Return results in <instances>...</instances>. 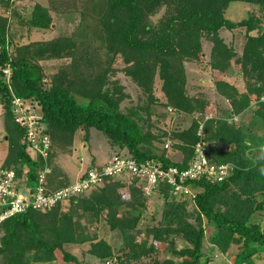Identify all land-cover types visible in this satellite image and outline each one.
Returning a JSON list of instances; mask_svg holds the SVG:
<instances>
[{
  "label": "trees",
  "instance_id": "obj_1",
  "mask_svg": "<svg viewBox=\"0 0 264 264\" xmlns=\"http://www.w3.org/2000/svg\"><path fill=\"white\" fill-rule=\"evenodd\" d=\"M78 1L85 4L82 9L66 10L79 14L78 24L68 35L19 44L9 32L11 19L43 30L50 27L51 10L35 3L30 13L22 10V15L13 0H0L7 14L0 13V107L8 141L0 166L13 168L19 179L25 176L17 185L36 186L44 169L46 191L72 183L64 179L56 184L61 176H54L50 159L54 148L71 145L80 128L86 134L90 129L99 131L113 153L138 162L155 160L165 169H184L201 143L208 164L228 163L231 169L222 180H210L204 174L185 179L182 185L190 192L181 196L173 194L174 186L165 180H159L153 193L146 195L137 179L105 176L100 184L71 195L66 210H61L62 201L5 219L0 224V264H79L65 245L85 242H89L91 256L100 261L114 258L116 264H138L152 253L150 264H209L206 250L212 248L225 254L229 264H256L254 256L264 253V229L253 217L264 210V175L258 171L264 161L255 162L253 151L264 144V0ZM58 2L62 1L53 3L55 11ZM231 2L247 3L252 9L246 18L233 21L225 14ZM240 27L244 41L238 54L221 32ZM204 40L210 42L207 71L217 104L227 102L224 108L216 105L213 115L207 113L208 99L190 95L187 89L185 63L203 61ZM118 55L125 64L123 74L147 95L145 105L121 107L128 94L117 81H110ZM67 58L69 64L56 73H47L40 63ZM232 76L243 80V89L225 79ZM157 78L165 97L162 107L192 118L171 134L153 130L151 105L156 97L152 92ZM15 97L37 109L40 132L50 140L47 156L32 155L26 126L15 121ZM236 116L238 121H234ZM166 139L178 150L179 160H172L162 147ZM245 153H251V158ZM109 159L99 162L95 157L86 170L101 169ZM85 171L79 177L86 176ZM119 188L129 196L127 202ZM156 195L163 200L161 217L145 228L147 238L139 241V217L131 211L145 208L146 200ZM119 207H125L122 215ZM85 216L104 220L110 230L120 232L122 245L116 250L123 260L114 257L113 245L98 239L95 232H86L81 222ZM207 228H211L208 235ZM178 240L185 245L177 247ZM232 245L237 251L229 253ZM168 249L172 257L166 254Z\"/></svg>",
  "mask_w": 264,
  "mask_h": 264
},
{
  "label": "rangeland",
  "instance_id": "obj_2",
  "mask_svg": "<svg viewBox=\"0 0 264 264\" xmlns=\"http://www.w3.org/2000/svg\"><path fill=\"white\" fill-rule=\"evenodd\" d=\"M15 7L18 8V12L23 15L22 10L25 13H30L32 6L35 3L42 4L44 6H48L51 10L52 15V22L50 27L47 29H36L31 28L29 29L27 25H23L20 22L14 20L15 18L11 19L9 32L13 34L14 39H16V43L27 44L33 41H42L54 38L59 35H68L73 28L79 22V14L77 12L69 13L67 8L74 7L77 10L82 9L83 5H85L82 1L76 0H61L56 4V8L58 10H53V3L58 0H13ZM63 4V6L61 5ZM252 7L247 3L241 2H231L226 10V16L233 20L237 21L243 18H246L248 13L251 11ZM66 11V12H64ZM162 10L159 13L154 15V19H157L161 14ZM64 12V13H63ZM0 13H5L4 7L0 4ZM18 14V13H17ZM16 15V14H15ZM25 15V14H24ZM17 16V15H16ZM244 28L240 27L238 29H234L232 31L224 30L221 32V36L225 39V42L230 45H234L237 49L236 53H240L242 50V45L244 41ZM209 46L210 42L204 40V47H205V55L202 62H187L185 63L186 74H187V89L190 95H199L202 94L204 97L208 99L211 103L209 107V111H207L208 115H213L216 113V105H220L221 108L227 107V102L218 103L217 104V94L213 91L212 80L210 74L208 73V65L207 62L209 61ZM104 58V55H100ZM106 58V57H105ZM70 62V58L67 59H54L48 61H41L40 63L45 66L47 73H56L59 68L63 65H68ZM125 66L122 58L118 55L113 63L112 69L113 73L110 75V81H117L119 85L123 87V91L128 94L121 102V107L125 108L129 105H145L146 101H148L147 95L142 92L134 82L131 81L129 77L123 74L121 68ZM238 66L235 65L234 68ZM209 75V77H207ZM228 81L231 83H235L239 89H243V80L240 78H236L234 76L226 77ZM161 81L157 78L155 79V85L153 89V95L156 97L155 101L151 105L152 111V119L155 123L154 131L160 129L167 131L169 134L173 133L176 130L181 129L183 125H187L191 121V116L186 114H175L169 108L162 107V104L165 102V97L160 89ZM215 105H214V104ZM219 110V109H218ZM217 110V112H218ZM38 113L37 109L35 110ZM222 112H225L223 109ZM0 107V165L4 161V158L7 155L8 149V141L7 135L4 129V122L3 116ZM251 116V115H250ZM246 116L245 119H247ZM234 121H238V116L234 118ZM89 134H86V130L84 128L78 129L74 135L73 140L70 146L67 148H59L56 147L52 151L51 156V167L54 168V176L59 175L58 181L56 184L63 183V182H75L79 175L86 170V167L90 166L94 158H99V162L101 160H105L110 158L114 153L110 148V145L107 143L106 138L97 130L90 129ZM168 144L165 147V144ZM166 149L167 155L174 161L179 160L180 155L178 150H175L170 145V140L166 139L162 145ZM264 147V144L262 145ZM33 155V154H32ZM2 167V166H0ZM49 170V169H48ZM61 173V174H60ZM63 175V176H62ZM64 179H66L64 181ZM119 192L122 194V199L124 201L129 200V196H127L124 189L122 190L119 188ZM177 200L180 197L177 196ZM163 206V200L159 196H154L149 200H146V207L145 208H136L135 210L131 211V215H138V226L137 228L140 229V233L136 235V239L139 241H144L147 238V235L144 233L146 227H150L156 223L161 217V210ZM61 210H66L69 208L68 200H64L63 204L61 205ZM125 207H119L118 214L122 215L124 213ZM87 217V218H86ZM255 220H260L261 228L264 229V210L262 212L256 213L254 216ZM84 227L87 228L86 232L89 231L91 233L95 232L97 238H102L105 241L109 242L111 245L115 247V256H120L123 260V255L120 251L116 250L118 247L122 245V238L120 232L118 230H110L108 226L105 224L104 220L100 222L94 221L91 216H85L81 219ZM211 231V228H207L206 234L208 235ZM148 243V242H147ZM185 243L182 241H176V246H184ZM162 247V244L159 245ZM176 247V248H177ZM65 249L72 254H74L78 260L79 264H116L115 259H102L97 260L95 257L91 256L88 252L89 249V242H85L82 244H67L65 245ZM205 251V250H204ZM237 246L232 245L230 248V252H236ZM166 254L170 257L173 256L171 251L168 249ZM206 254L211 256L209 260V264H229V260L227 256L216 249H207ZM154 253L143 257L141 260L138 261V264H150L154 258ZM176 257V256H175ZM176 259V258H175ZM254 260L256 264H264V253L258 254L254 256ZM124 264L125 261H123ZM48 264H57V262H51ZM59 264H62L61 262Z\"/></svg>",
  "mask_w": 264,
  "mask_h": 264
},
{
  "label": "built area",
  "instance_id": "obj_3",
  "mask_svg": "<svg viewBox=\"0 0 264 264\" xmlns=\"http://www.w3.org/2000/svg\"><path fill=\"white\" fill-rule=\"evenodd\" d=\"M4 72L8 74V70ZM12 102L15 121L26 126V138L33 156L36 153L47 156L50 140L46 134L42 135L40 132L38 123L40 116L35 112L36 108L21 98L15 97ZM167 146L166 143L165 147ZM195 152V158L184 169L176 166L165 169L155 160L138 162L129 156L114 153L101 169L90 167L85 171L86 176H81L75 182L51 191H46L43 186L47 169L40 172L36 186L31 188L25 184L17 185L19 180H23L24 175L19 179L13 168L0 167V224L5 219L26 209H47L58 202L68 200L71 195L82 193L94 184H100L105 176L124 180L137 179L146 195L153 193V188L159 180H165L174 186L172 193L181 196V194L186 195L190 192L182 185L187 178L195 179L204 174L210 180H222L228 175L231 165L228 163L208 164L203 156L201 143L196 144Z\"/></svg>",
  "mask_w": 264,
  "mask_h": 264
},
{
  "label": "clouds",
  "instance_id": "obj_4",
  "mask_svg": "<svg viewBox=\"0 0 264 264\" xmlns=\"http://www.w3.org/2000/svg\"><path fill=\"white\" fill-rule=\"evenodd\" d=\"M253 151L257 153L255 156V162L264 161V147L253 149ZM245 156L251 158V153H245ZM258 171L261 175H264V166L259 167Z\"/></svg>",
  "mask_w": 264,
  "mask_h": 264
},
{
  "label": "crops",
  "instance_id": "obj_5",
  "mask_svg": "<svg viewBox=\"0 0 264 264\" xmlns=\"http://www.w3.org/2000/svg\"><path fill=\"white\" fill-rule=\"evenodd\" d=\"M80 176V175H79Z\"/></svg>",
  "mask_w": 264,
  "mask_h": 264
}]
</instances>
